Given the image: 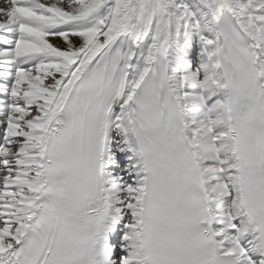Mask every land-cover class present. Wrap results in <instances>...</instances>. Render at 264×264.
Wrapping results in <instances>:
<instances>
[{
	"label": "snow or ice",
	"instance_id": "6c2138e0",
	"mask_svg": "<svg viewBox=\"0 0 264 264\" xmlns=\"http://www.w3.org/2000/svg\"><path fill=\"white\" fill-rule=\"evenodd\" d=\"M0 264H264V0H0Z\"/></svg>",
	"mask_w": 264,
	"mask_h": 264
}]
</instances>
